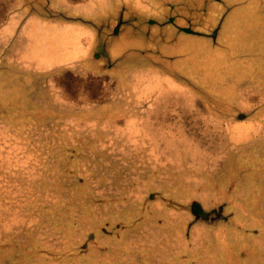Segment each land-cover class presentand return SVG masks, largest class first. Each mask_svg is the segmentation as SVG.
I'll return each instance as SVG.
<instances>
[{"label": "rangeland", "instance_id": "374dc122", "mask_svg": "<svg viewBox=\"0 0 264 264\" xmlns=\"http://www.w3.org/2000/svg\"><path fill=\"white\" fill-rule=\"evenodd\" d=\"M0 108L11 123L66 120L83 139H131L146 170L172 158L174 179L155 180L159 164L141 188L176 198L195 187L191 174L227 183L241 169L222 164L264 143V0H0ZM29 141L0 125L14 166H32ZM117 156L99 158L118 173ZM23 220L12 213L8 228Z\"/></svg>", "mask_w": 264, "mask_h": 264}, {"label": "trees", "instance_id": "16d2710c", "mask_svg": "<svg viewBox=\"0 0 264 264\" xmlns=\"http://www.w3.org/2000/svg\"><path fill=\"white\" fill-rule=\"evenodd\" d=\"M7 115L0 108V125L30 140L34 159L22 168L0 154V264H264V143L260 153L256 147L242 153L241 165L222 164L241 169L227 183L215 187L205 173L191 174L195 187L175 198L157 185L141 188L142 175L159 164L155 180L174 179L163 168L172 167V158L146 170L140 161L146 153L131 139L117 143L103 131L101 144L83 139L66 120L11 123ZM124 148L139 157L136 167ZM113 155L121 160L118 173L99 158ZM123 170L130 183L118 185L114 176ZM249 187L259 188L261 198L249 197ZM14 212L24 220L8 228Z\"/></svg>", "mask_w": 264, "mask_h": 264}]
</instances>
